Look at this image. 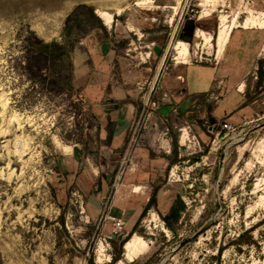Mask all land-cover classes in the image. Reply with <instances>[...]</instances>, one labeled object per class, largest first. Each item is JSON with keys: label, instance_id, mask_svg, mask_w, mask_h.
Returning a JSON list of instances; mask_svg holds the SVG:
<instances>
[{"label": "rangeland", "instance_id": "obj_1", "mask_svg": "<svg viewBox=\"0 0 264 264\" xmlns=\"http://www.w3.org/2000/svg\"><path fill=\"white\" fill-rule=\"evenodd\" d=\"M201 1L0 0V264H133L135 259L139 264H264V88L255 95L261 98L256 115L231 122V129L218 127L211 135L199 128L209 134L205 140L181 115L164 124L168 134L160 126L151 130L152 142L174 155L159 177L171 190L161 196L165 200L157 209L150 208L117 235L104 230L102 221L86 217L69 177L77 157L65 165L96 130V116L81 92L84 80L74 75V56L85 50V40L115 37L124 70L150 59L156 65L166 52L167 70L176 56L171 34L183 19L205 15ZM215 4L209 12L217 25L220 15L237 16L236 27L252 28L260 32L255 42L264 41V0ZM85 5L112 12V25H105L96 12L103 28L90 21ZM118 8L123 9L120 14ZM215 17L206 25H213ZM216 36L212 44L200 37L185 62L190 51L200 56L203 41V50L211 53ZM52 41L69 49L66 67L54 66L39 52L42 42ZM124 78L132 82L141 105L151 76L142 71ZM255 78L264 80V60ZM151 97L159 101L155 91ZM183 127L188 130L185 142ZM127 167L119 164L116 174ZM108 178L113 194L118 182ZM177 194L187 210L172 231L161 214ZM134 233L147 241V249L132 260L122 253L114 262L122 240Z\"/></svg>", "mask_w": 264, "mask_h": 264}, {"label": "crops", "instance_id": "obj_2", "mask_svg": "<svg viewBox=\"0 0 264 264\" xmlns=\"http://www.w3.org/2000/svg\"><path fill=\"white\" fill-rule=\"evenodd\" d=\"M212 17H215L213 13L185 18L172 32L170 44L184 41L189 48L197 45L200 31L212 34L215 40L216 17L213 25H206ZM251 29L234 28L219 56L214 46L211 53L203 50L204 41L198 57L190 51L188 61L180 62L174 55L167 70L163 68L166 52L156 65L150 59L124 70L120 64L124 57L114 45L115 37H107L106 42L98 41L95 36L85 40V50L74 56V75L84 80L81 92L86 106L96 116V130L87 146L67 157L65 165L72 161L69 158L77 157L73 159L77 168L70 171L73 173L69 177L75 182L87 218L102 221L104 230L117 235L113 231L114 218H121L127 228L133 226L154 194L158 203H162L165 198L161 196L171 190L159 177L171 165L174 155L157 151L153 146L137 147L132 159L136 165H128L122 174H116L130 126L140 110L132 82L124 78L125 74L132 77L143 71L151 76L150 90L158 95L159 106L149 121L156 120L163 128V118L174 121L181 115L205 140L209 134L199 128H205L211 135L213 126L220 127L219 122L231 123L257 114L261 98L255 95L264 88V80L259 81L255 76L264 60V41L255 42L254 37L260 32ZM109 175L118 182L113 194L108 191Z\"/></svg>", "mask_w": 264, "mask_h": 264}, {"label": "bare ground", "instance_id": "obj_3", "mask_svg": "<svg viewBox=\"0 0 264 264\" xmlns=\"http://www.w3.org/2000/svg\"><path fill=\"white\" fill-rule=\"evenodd\" d=\"M138 3H143L142 1H138ZM117 5V4H116ZM212 5L216 6L215 0H202L201 6L205 8V15H209L210 7ZM99 6V5H98ZM119 7V6H118ZM121 7V6H120ZM96 8V7H95ZM122 8H118L116 11V14H120L122 12ZM97 14L103 19V22L105 25L110 26L112 25V21L114 19V15L112 12L106 10V9H96ZM237 16H234L233 19L227 18L225 15L219 16V24L217 28V36H216V51L218 52V55L222 54L225 50V47L229 41L230 35L234 27L240 26ZM241 26H244L241 24ZM261 27V26H260ZM200 36L206 41L212 44L213 36L210 33H205L200 31ZM173 48L175 49L176 59L180 62H185L188 54H189V45L184 41H178L175 42L173 45ZM182 134H181V140L182 142H185L188 137V130L186 127L182 128ZM146 240L136 233H134L132 236L126 239L125 247H124V257L132 260L134 257L142 253L147 249ZM116 262V264H118Z\"/></svg>", "mask_w": 264, "mask_h": 264}, {"label": "built area", "instance_id": "obj_4", "mask_svg": "<svg viewBox=\"0 0 264 264\" xmlns=\"http://www.w3.org/2000/svg\"><path fill=\"white\" fill-rule=\"evenodd\" d=\"M223 1H228V6H230L231 2L235 0H223ZM239 1L245 2L248 5L251 3L252 4L255 3L256 0H239ZM211 13H213V11H211L210 14ZM200 15H201V12L198 14V16ZM193 16H195V14L192 15V17ZM184 20L185 19H183L182 22ZM199 58L202 59V57H199ZM151 90L149 91L147 98L145 100L144 99L142 100V103L140 105V110L136 118L133 119V122L130 126L129 134H128L127 141H126V144L123 150V154L119 160L120 167H122L124 164H126V166L136 165L132 161V159L134 157V151L137 147L153 146V148L157 151H169V150H166L165 146H163L161 143L156 144V142L155 143L154 141L152 142V139L150 138L151 130L159 129L158 121L156 120L149 121L152 113L159 106V101L152 99ZM174 111H176V109ZM143 119L145 121V124L144 126H142L143 131H141L142 127L140 124ZM162 121L163 123H167L168 119L163 118ZM219 125L221 129H231L232 128V125L228 122H223V123L219 122ZM207 129L209 130L208 127ZM213 130H215V126H213ZM164 134H168V128L164 130ZM194 137H196V135H194ZM113 221H114L113 231L116 233H120L123 229L124 221L121 218H114Z\"/></svg>", "mask_w": 264, "mask_h": 264}, {"label": "trees", "instance_id": "obj_5", "mask_svg": "<svg viewBox=\"0 0 264 264\" xmlns=\"http://www.w3.org/2000/svg\"><path fill=\"white\" fill-rule=\"evenodd\" d=\"M84 14L85 16L88 17V19L91 21H95L96 23H98L102 28H103V24L101 21V18L95 13V10L90 7L85 5L84 6ZM76 12L74 11V14ZM39 52L43 53L50 61H52L54 63V66H58L59 68L61 67H66L67 62L71 59V54L69 49L65 46V44H62L60 42L57 41H52V42H42L40 44V48H39ZM207 149V148H206ZM195 159V157H194ZM199 160V156H197L196 161ZM156 208L158 207V198L156 196V194H154L151 199L149 200L148 204L145 206L141 216H144L145 213L150 209V208ZM187 210V205L184 201V199L182 198V196L180 194H177L175 199L173 200V202L170 205L169 210L167 211L166 214H161L163 220L165 221L166 225L172 230L174 231V225L177 224L183 214L185 213V211ZM135 231V227L132 230V232ZM128 237H126L124 240H122L121 245L122 247L120 248V250L117 252V254L113 257V261L116 262L117 260L122 258V253H123V244L125 243L126 239ZM221 252V249L218 250V253ZM133 264H139L140 260L135 259L132 262ZM146 264H150V262L147 260Z\"/></svg>", "mask_w": 264, "mask_h": 264}, {"label": "water", "instance_id": "obj_6", "mask_svg": "<svg viewBox=\"0 0 264 264\" xmlns=\"http://www.w3.org/2000/svg\"><path fill=\"white\" fill-rule=\"evenodd\" d=\"M96 12V11H95ZM97 13V12H96ZM126 242V241H125ZM125 247V243L123 244V248ZM123 254H124V251H123Z\"/></svg>", "mask_w": 264, "mask_h": 264}]
</instances>
